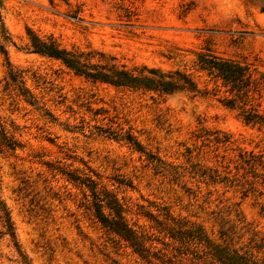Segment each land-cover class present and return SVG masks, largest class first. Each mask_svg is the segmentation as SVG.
<instances>
[{
  "label": "rangeland",
  "instance_id": "1",
  "mask_svg": "<svg viewBox=\"0 0 264 264\" xmlns=\"http://www.w3.org/2000/svg\"><path fill=\"white\" fill-rule=\"evenodd\" d=\"M1 24L11 42L0 37V114L22 146L0 150V205L14 230L0 220V264H222L223 222L237 224L234 247L264 237V168L246 163L264 159V130L217 101L223 87L195 96L119 90L26 49L28 30L51 34L66 49L103 51L127 66L185 69L211 89L194 70L205 46L264 73V0H0ZM9 67L36 103L13 84L3 89ZM258 100L264 110V92ZM109 126L130 130L140 149L101 131ZM215 132L227 140L215 142ZM212 170L236 179L210 180ZM69 172L115 195L135 235L146 232L138 247L104 233L90 214V189ZM166 223L201 234H182V245L161 230ZM249 250L264 261V246Z\"/></svg>",
  "mask_w": 264,
  "mask_h": 264
},
{
  "label": "trees",
  "instance_id": "2",
  "mask_svg": "<svg viewBox=\"0 0 264 264\" xmlns=\"http://www.w3.org/2000/svg\"><path fill=\"white\" fill-rule=\"evenodd\" d=\"M0 32L2 41L11 42L9 34L2 28V24L0 25ZM27 33L29 36L26 49L29 52L56 59L65 68L72 71L73 74L81 76L92 83H105L119 90L153 92L159 96L177 92L187 93L191 96L198 94L208 95L210 93L211 95H216L219 91L216 87L221 86L224 88L223 94L217 98V101L227 108L235 109L237 111L236 115L245 124L257 126L259 129L264 130V110L259 109L261 102L258 100L261 98L262 92H264V73H258L251 63L244 60L222 57L214 53L208 46L203 47V51L198 53L194 60V70L196 72H203L215 85L214 88L207 89L205 87L200 88L194 75L185 69L161 70L145 64L127 66L124 63L118 62L114 56L106 54L103 51L94 49L84 51L79 48L66 49L51 34L40 37L33 34L30 30ZM0 52L6 57V50L1 42ZM8 78L9 81L4 84L3 89L6 90L10 84H13L18 92L17 95L22 96L25 102L30 104L37 102L36 97L25 86L21 71L9 67ZM217 82L218 84H216ZM15 129L12 124H7L0 114V150H14L22 146L20 141L15 137ZM101 131L117 140H124L135 149H140L138 142L130 130L122 131L121 127L111 128L109 126ZM218 133L215 132V142L223 143L227 140L224 135H219ZM256 161H258L257 164L264 168V159L260 160L255 156H249L246 163L247 165L250 163L248 167L253 168ZM67 175L71 181L90 189L93 199L91 204L94 207L93 213L90 214L94 221L99 223L104 233L125 234V237L131 240V245L138 247V242L143 240V234H146V232L140 229V237L135 235L137 231L127 223L125 212L115 195L105 191H98L96 189V182L89 176H80L70 172ZM200 175H206V170H202ZM208 177L213 181H222L224 179L233 181L236 179V176H232L231 179H228L226 176H220V173L216 170L208 173ZM239 182L241 185L248 184L245 181ZM91 204H84V208L90 210ZM104 208L108 209L106 214L103 213ZM239 213L238 211L235 212V220L238 223H242L243 219ZM0 220L5 227V231L14 237L9 212L2 205H0ZM225 223L227 221L223 222L220 226L219 234L225 243L220 250L226 254L224 259H221V256L217 257V259L222 264L225 260L229 264H258L252 260L249 249L255 248L256 250H260L264 246V237L257 238L256 233H253L249 243L234 247L233 244L237 243L233 240L234 234L237 232V224L232 222L225 226ZM244 227L245 225L242 224L239 229ZM161 230L166 234L177 235L179 238H175V240L180 239L182 245H184L183 242L186 243L187 241L184 240L185 237L182 234L192 235L191 239L195 237L193 234H201L197 229H187L182 224L170 225L166 223L162 226ZM239 251L242 252L239 253ZM259 264H264V261Z\"/></svg>",
  "mask_w": 264,
  "mask_h": 264
}]
</instances>
